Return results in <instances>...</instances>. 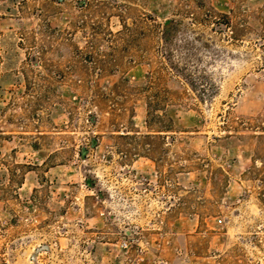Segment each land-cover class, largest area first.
I'll return each mask as SVG.
<instances>
[{"label": "rangeland", "instance_id": "374dc122", "mask_svg": "<svg viewBox=\"0 0 264 264\" xmlns=\"http://www.w3.org/2000/svg\"><path fill=\"white\" fill-rule=\"evenodd\" d=\"M0 264H264V0H0Z\"/></svg>", "mask_w": 264, "mask_h": 264}, {"label": "trees", "instance_id": "16d2710c", "mask_svg": "<svg viewBox=\"0 0 264 264\" xmlns=\"http://www.w3.org/2000/svg\"><path fill=\"white\" fill-rule=\"evenodd\" d=\"M177 25L178 24L175 23L173 20L164 21L162 24L157 23L155 27L158 28L160 41L165 44H168L172 39V35L175 33L177 29ZM151 105L152 104L150 103L147 104V116H148L147 122L149 124H152V123L154 124L158 120H155V118H157V115L151 112L152 110Z\"/></svg>", "mask_w": 264, "mask_h": 264}, {"label": "built area", "instance_id": "2783aa9c", "mask_svg": "<svg viewBox=\"0 0 264 264\" xmlns=\"http://www.w3.org/2000/svg\"><path fill=\"white\" fill-rule=\"evenodd\" d=\"M123 245H124V246H127V242H126V241H124V242H123Z\"/></svg>", "mask_w": 264, "mask_h": 264}]
</instances>
